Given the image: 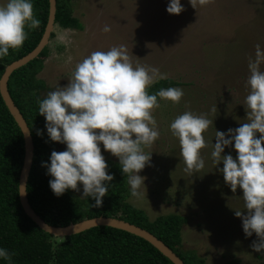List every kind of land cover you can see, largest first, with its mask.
Masks as SVG:
<instances>
[{
  "label": "rangeland",
  "instance_id": "obj_1",
  "mask_svg": "<svg viewBox=\"0 0 264 264\" xmlns=\"http://www.w3.org/2000/svg\"><path fill=\"white\" fill-rule=\"evenodd\" d=\"M6 2L0 0V4ZM168 3L72 0L73 15L83 27L54 26V37L47 44L49 55L38 74L47 86L42 94L67 86L76 65L92 52L120 45L134 66L158 68L177 82L172 87L183 89L181 101L160 99L159 108L153 110L160 135L145 148L152 156L151 164L139 173L146 177L144 195L137 199L129 194L128 201L150 219L168 213L185 216L182 249L196 251L207 264H264V251L252 247L259 237L246 236L242 218L235 215V211L248 214L242 189L233 192L219 171L223 163L215 166L211 160L216 130L227 132L247 122L248 62L255 58L257 44L264 49V0H211L204 6L197 2L195 8L190 0H181L184 11L179 15L166 11ZM105 25L109 32L103 31ZM260 69L264 71V63ZM185 111L214 120L204 133L205 167L193 175L185 171L179 141L169 130L170 123ZM56 144L58 152L66 150L65 144ZM100 147L105 161H119ZM228 154L236 157L234 145L222 153ZM74 192L82 197V185ZM53 242L55 246L59 239Z\"/></svg>",
  "mask_w": 264,
  "mask_h": 264
},
{
  "label": "clouds",
  "instance_id": "obj_2",
  "mask_svg": "<svg viewBox=\"0 0 264 264\" xmlns=\"http://www.w3.org/2000/svg\"><path fill=\"white\" fill-rule=\"evenodd\" d=\"M204 6L211 0H190ZM166 11L179 15L184 11L181 0H169ZM41 21L33 11L32 0H7L0 4V59L10 49L23 46L28 31L40 26ZM111 29L108 25L104 32ZM264 49L255 46V58H249L246 96L247 122L227 132L216 130L212 144L211 160L233 192L242 189L247 215L235 211L242 218L246 236L255 233L259 242H253L256 252L264 251ZM167 79L158 68L133 65L123 45L107 51H94L79 62L67 86H57L38 101V113L45 118L47 135L53 142L66 145V150H53L50 163L42 162L47 169L49 186L57 197L67 190L79 191L81 198L95 200L100 207L108 194L109 182L114 179L102 155L110 152L130 186L133 198H142L146 189L145 179L139 173L151 164L152 153L145 151L159 138L153 110L159 108V100L179 103L184 95L180 87L160 88L154 94L148 89L157 80ZM159 98V99H158ZM217 107L212 109L213 112ZM207 114L185 111L169 125L171 134L180 145V155L185 171L191 175L205 167L202 149L208 146L204 133L213 125ZM257 133H260L257 137ZM38 135L42 132L38 130ZM237 153L222 155L225 148L233 146ZM12 253L0 248V259L11 264Z\"/></svg>",
  "mask_w": 264,
  "mask_h": 264
},
{
  "label": "trees",
  "instance_id": "obj_3",
  "mask_svg": "<svg viewBox=\"0 0 264 264\" xmlns=\"http://www.w3.org/2000/svg\"><path fill=\"white\" fill-rule=\"evenodd\" d=\"M33 11L41 23L28 31L22 47L10 49L0 59V77L11 62L23 57L39 43L48 18V0H32ZM72 0H56L55 25L63 29H82L73 15ZM54 32L51 33V38ZM49 55L46 45L40 54L16 69L8 80V91L23 115L33 138L34 156L26 191L33 210L48 224L65 226L86 218L117 217L144 228L163 241L186 264H207L196 251L182 249L181 229L187 218L168 213L150 219L146 212L128 201L129 186L119 161H106L108 172L114 176L108 194L100 207L95 200L81 198L74 190L57 197L49 186L47 169L50 155L57 144L50 140L45 118L38 113V101L45 95L46 83L38 78ZM172 79L157 80L149 89L154 94L160 88L176 86ZM159 99V98H158ZM38 130L42 135H38ZM58 152V151H57ZM24 140L14 118L0 95V248L12 253L11 264H173L155 247L141 237L108 226H97L81 233L56 238L41 230L23 211L18 195L19 174L23 164ZM59 242L54 246L53 240ZM0 264H9L0 259Z\"/></svg>",
  "mask_w": 264,
  "mask_h": 264
},
{
  "label": "water",
  "instance_id": "obj_4",
  "mask_svg": "<svg viewBox=\"0 0 264 264\" xmlns=\"http://www.w3.org/2000/svg\"><path fill=\"white\" fill-rule=\"evenodd\" d=\"M49 11L48 18L44 28V32L39 43L36 47L23 57L11 62L6 65L1 77H0V95L3 99L4 104L9 110L10 114L17 123L24 140V157L23 164L19 174L18 182V195L21 207L24 213L44 232L56 237L63 238L71 235H75L86 231L90 228L97 226H108L116 229H120L138 237L143 238L149 242L153 247H155L160 253H162L166 258H168L173 264H186L171 248H169L163 241L158 239L148 230L141 228L135 224L128 221L119 219L117 217H107L98 216L93 218H86L78 222L70 223L65 226H54L46 223L31 207L27 198L26 185L31 170L33 156H34V144L31 131L21 114L18 107L13 102L9 91H8V80L10 75L16 69L26 65L28 62L36 58L44 47L48 44L51 33L55 26V13H56V0H48Z\"/></svg>",
  "mask_w": 264,
  "mask_h": 264
}]
</instances>
